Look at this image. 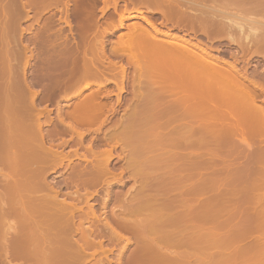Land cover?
<instances>
[{"label":"bare ground","instance_id":"obj_1","mask_svg":"<svg viewBox=\"0 0 264 264\" xmlns=\"http://www.w3.org/2000/svg\"><path fill=\"white\" fill-rule=\"evenodd\" d=\"M42 1L44 0H41V2ZM45 1L53 5H59V4L64 5L65 4L64 6L66 8L67 6L69 7V3L64 2L65 0H45ZM120 1L122 2L125 1V3L127 4L129 3L133 7L135 5L136 6L140 5V7H142L143 10L141 9L139 10L137 8L138 10H136L135 14H131L132 12L129 11L130 13L129 14L127 13L128 16H125L124 13L121 12V14L118 15L119 16L118 17L119 19H117L118 21L116 20L115 22V20L113 21V19H111L109 23L106 22L107 23L106 26L108 27L107 28L103 27L102 29L101 24L98 23L99 20H97L96 18L98 16L96 15V11H97L96 8L98 5L97 3L99 1L96 3L95 0H79V6H78L79 7V22L77 24L79 26L77 27L79 28L78 30H79V38H80V41L78 43L79 48H77L79 50L78 51L79 52V63L77 62L79 64V82L78 83L80 86L82 82L84 83V81H86V79H89V78H95V80H99V82L92 81L93 84L86 82L87 83V84L85 83L86 86L83 87L84 89L86 90L88 89L91 91L83 98L81 103L78 104L79 105V110H78L79 119L77 121H79V125L82 123H87L88 125V124H91V122L92 123L96 122L97 126L99 125L98 126L99 128L97 129L98 131L102 128L104 124H106V122H109V116L116 112L115 106L113 104L109 105L101 101V97L103 95L104 96L111 95L112 92L108 90V86L110 84H113L118 89L120 94L127 91L126 86H125L126 85L125 81L128 79L127 74H126L127 67H124L122 65L118 67L116 63H111L112 65L109 64L106 67V69L104 68L108 64V63L106 64L105 62L107 61L105 59L108 57L106 53L108 47L104 43V41L106 40L103 41V39L109 32L112 34L115 31H120V30L125 29L126 20L128 21L131 19H136V18L142 19L143 18L142 21L144 20L147 26H149V28L140 23H139L140 25L136 24V22L133 24H130L131 25L130 28L127 27V31L125 30L126 32L121 33L119 35V40L115 43V45H113L112 48L110 47L113 54L120 52L122 55L123 53V55L127 57V61L130 64V66H132L134 69L133 71L134 73H132L134 76L131 77L132 78L131 80L133 81L131 85L132 89H130L131 93L129 92L131 94V98L129 99V101L127 99L128 101L127 110L128 111L125 112V116H124L125 117L124 120L129 122L127 123L129 125V126L127 125V128L131 127L130 124L135 127V124L133 122L140 118H144L147 120L154 118L155 119V120L153 119L154 121H157L156 119H158L157 122L159 123V129H161L162 126L164 127L167 121L168 123L170 120L177 121L178 127L176 126V129L173 128L175 132L172 131V134H176V135L178 134L177 135L178 142L175 141V143L176 142L178 143V144L177 143L175 144L177 145L176 147H179L178 149L183 148V150H189V149L193 150L194 148L195 150H197V152H199V150L195 148L197 146L196 144H198L199 142H201L202 145L204 144L203 146L201 145V147L203 148L200 149L202 153H200V155H197V157L195 155V158L198 159V156H199V160L201 159L203 163H207L210 160L206 164V167L202 165L205 168L209 166V163H213L214 156L216 159V155L217 154L219 155V153L223 151L225 153L223 155L224 159H220L219 158L220 155L219 157H217V159L219 158L218 160H220V163H221L220 165L224 166V167L222 166L223 169L221 167V169L224 171L223 177L220 176L222 173L218 174L219 171L221 172V169L217 171H215L216 169H214V171H212V169L209 167L208 168L211 169L210 175L208 172L209 170L207 171V169L205 172H208V174L197 175V174H200L201 171L195 172L196 171L195 169H198L196 167L197 166L200 167L201 165L200 166L197 165L198 163L195 161V158H194V161H195L194 173L196 176L192 175L194 174L192 172H191L192 174H190L192 178V179L190 178L191 180H193L192 176L200 177L199 179H197L198 178L197 177L196 181H194L196 183L199 180L198 181L199 183L197 182L195 186L193 185L196 188V189L192 188L194 189L193 192L202 191L205 193L207 192L208 189H211V190L216 189L218 187V184L221 183L220 185H222L221 187L224 186L223 187L224 189L219 190V187H220L219 185L218 189H216L217 192L216 194L214 193L215 196L213 197L215 198L214 202L215 200L219 199L222 201L220 202L222 205L218 204L219 200H218V203H216L217 201L215 202L216 205L223 206V207L225 205L226 207H229V208L231 207V205L232 207L233 205L238 206L235 209L233 208L230 214V218L229 217L227 218H229L228 220H230L232 217L233 218L235 217V219H237L239 216L241 218L240 219L241 221H239V223H237L236 225L235 223L234 225H232L233 231L229 232L230 234H226L222 238L219 237L220 239H215V243L224 245V243H229L232 241L234 242L239 241V240L243 241V240H247L246 238L251 234L253 235L258 234L259 236L262 234L261 237L264 236V83L260 82V80H257V81L253 80L254 77L252 79L251 77L247 75L246 72L243 73L239 71L235 62H232V63L227 62L220 56H215L213 53L214 52L213 51L214 48L212 47L213 45L208 46V43H212L213 41L217 42V41L226 40V39L230 40L231 42H237L236 38L232 36L233 33L231 30L234 29V31L237 30V32H239L238 34L240 36L237 43L239 44V46L244 47V50L249 49L250 46L254 44L252 43L253 41H251L252 39H254L253 37H255L254 40L258 43L257 47L261 48L262 46H264L263 45L264 44V20L254 21L255 24H252V23L248 24L246 15H244L245 18L244 16L240 17V15L244 14L241 11L240 12L242 14H240L237 17L240 19V20L238 19L239 22H236L237 20L236 17H234L235 20L234 18L230 20V17L232 15H229V14H232V13H230L229 9L228 8L223 9L221 8V5L218 6L219 1L225 4V2H228V0H105L104 2L105 8L103 7L101 12L105 14V12L107 11L106 9L112 5L115 9H117V5ZM249 1L251 2V0ZM2 2L4 5V8H3L5 12L4 14L11 15L13 12H18L19 14V11L18 10L16 11L17 8L16 6H14V4L12 5L8 4L10 5L8 6L5 3V0H1L0 2L1 5H2ZM28 2L30 3L31 1H28ZM34 2L35 1H33L32 3ZM235 2H237V0ZM21 4H22L21 6L24 7L25 4L24 5L23 3ZM241 4H243L242 1H241ZM1 5L0 7H2ZM44 6L45 5L43 4V7ZM136 6H135V9H136ZM65 7H64V10H65ZM245 7L246 6H244V8ZM244 8L242 9L241 7H239V10H244ZM20 9H23V8L20 7ZM24 9L23 11L21 10L24 13L23 17L29 18L30 14L27 15V13L29 12H26V10ZM126 11L128 12V10ZM237 12L238 11H236V13ZM145 13L154 16L158 20L160 19L161 25L163 24L162 26L166 28L167 31L160 29L153 21H151V18L144 16ZM12 15H14V13ZM243 20H247L246 21L247 23L244 22ZM36 21L38 22V20ZM19 29L20 27L18 28V30ZM21 31L23 32V30ZM21 31H19V33ZM174 31L181 33V35L177 34V32L175 33ZM229 31L232 34L229 33ZM250 35L251 36L254 35V36L251 37ZM4 36L6 38V35ZM200 36L204 37L207 40V42L206 41L204 42L202 39H200L199 38ZM191 37L193 38V40L195 38V41H193ZM10 40L12 41L11 38ZM242 47L240 48L243 50ZM17 48L19 49L20 47H17ZM9 49L10 48L8 47V50ZM7 53H9V51ZM247 53L249 54V52ZM256 53H257V50H256ZM256 53H254L256 56L260 55V52L258 54ZM71 54L73 53L71 52ZM29 55L27 56L25 54L26 61L24 62V64L23 62L21 64V62L18 60L19 61L18 64L16 63L17 65H14L15 64L14 63L12 64L13 66L10 65L9 67H7V71L11 70L12 72V70L17 68L18 71L23 70L22 72H24L27 69V67L30 65V60L33 59L32 58L33 55L31 54ZM59 55L62 56L61 53ZM3 57L5 56L3 55ZM63 59H66V58H63ZM104 62L106 64L105 66H103ZM100 66H103L102 69ZM109 66L110 68L113 67L114 70L119 71L121 74L117 73V71H115L114 74H111L113 73L114 70L109 69ZM4 69H6V67ZM4 69L3 70L0 69L1 72L5 71ZM107 69L109 70L110 75H112L111 76L112 79L110 77L106 78L105 71ZM21 78H22V74H21ZM57 80H59V78ZM11 82H9V84ZM9 84H7L8 86L7 85L6 86L9 88V90H12V88H10L12 85L10 84L11 85L10 86ZM17 84L15 82L14 85L18 87ZM21 84L20 86H22ZM2 85L6 89L4 84ZM66 85H69V83ZM143 85H146L147 87L145 86L143 87ZM74 86L77 88L76 85H73L72 87ZM93 87H96L97 89L96 88L94 89ZM18 89L19 88L15 90L13 89V90L16 93ZM9 90L8 89L6 90L8 91L7 95H9V93L10 94L13 93L12 91L10 92ZM24 91L25 89L23 90V92ZM23 92L21 93V95L18 94L20 95L19 98H17L18 95H14V96H17L16 98L18 100L20 99V101L16 100L15 98L13 99L14 102H12V104L10 105L12 107L13 104L15 105L16 101H18L16 102L18 104L19 102H21L20 103L21 106L18 105L20 106L19 109H17L18 111H16L15 109L14 110H15V113L18 112L20 114L19 116V114L17 113L18 116L21 117V119L23 118L22 120H24V121H18L17 119H19V117L15 116L17 117L16 120L21 123V124L19 123L20 127L18 125V127L21 129L19 130L20 133L21 131L22 132L24 131V132L20 135V133L17 134V132H19L17 130L15 133L19 136H17V138L15 139H11L10 137H7V138L5 137L6 139H9L8 140L9 142L7 144L9 148L10 147H14V148L17 147V148L15 149L14 153L9 151L12 154V156L5 154V155H8L9 157H4V155L0 157V264H88L92 260L95 261L97 255L100 258H98L94 262V264H104L105 262H103L104 260L103 257H106L105 260H107L106 262L107 264H113L112 261L108 260L109 251L104 249L103 241L102 240L96 241V238H95L96 228L97 227L99 228L101 224V230H100L101 233L100 231L99 233L102 234V236L105 233L110 234L111 241L113 240L114 242H119V241H122L123 235L117 231V228L125 227V228L130 229L132 225L129 222H127L129 219L127 218L121 219L120 217L118 218V222H116V225H113L112 223H110L107 217L98 216L96 212L93 210L94 207L92 208V206H90L91 204L87 205L89 207L88 209H85V210H84L85 207L79 205L80 207H77L79 209L78 210L79 211V220H78L79 223L76 224L77 220L75 219L76 215H74V211L75 210L77 211V208H76L77 204L75 205V203L71 202L72 199L70 202H68L67 198L59 199L60 194H59L58 189L55 188L53 185H51V183L47 182L45 179L46 178L45 176L47 175L46 173H48L51 170L54 172L56 168L63 166L64 164H66V162H67L66 164L67 168L70 167L72 163H73L72 165H75L72 159V155H71L72 153L70 152V155H69L63 152H59L57 149L59 148L58 146H60L59 145L60 143L57 144L58 145L57 149L55 148L54 144L53 145L49 144V146H47L46 144L47 142L45 141V139H47L45 137L47 133L43 134L44 131L41 132V129L43 128L42 123H41L42 122L41 121L42 111L40 112V109L38 110L36 108L37 106L35 105L36 102H35L34 96H30L28 99H25ZM17 93H20V92H17ZM28 93L30 92H27L26 94ZM82 93H83V89L79 91V95H81ZM5 94L6 93L2 95L6 96ZM13 94L9 95L8 97L11 98L10 96H12ZM120 94L117 95L118 104H122V101L120 100V96H119ZM7 98L5 99L3 97V99L5 100H7ZM4 106H5V103H4ZM59 108L63 110L62 107H59ZM7 109L3 108L2 112L4 111L7 112ZM12 109L11 110L9 109V110L12 112L13 111ZM61 110L59 109L57 113V116H58L57 118L59 119L61 126H64V129H62L63 127L60 129L59 128L55 129L56 127H53L55 129V132H53V134L56 133L55 135L58 137L59 135L62 136V134L64 133V130L67 129V131L72 134V135L70 134L71 136H75L77 134L76 135L77 137L75 136V138L79 139L78 141L84 144L85 143L84 133L81 132L79 129H77L78 125L74 124L75 125L74 126L73 124H70V123L66 124V122H64L65 119H63ZM47 111H50V110H47ZM2 112L0 114L1 116H2ZM6 112L4 115H7ZM9 113L10 112L8 111V114ZM15 113L13 111V113L11 114L14 115ZM68 114L66 115V117L68 116ZM72 116L73 115L71 114L69 117H72ZM195 116L201 117V120H198L197 123L188 121L189 118L195 117ZM4 117L6 118V116ZM7 117L9 118V115H7ZM72 118L74 119V116ZM160 118H161V121L159 120ZM47 119H48V116H47ZM51 120L52 119L50 118V122H52ZM77 121L75 123H78ZM159 121L160 122L163 121L164 123L165 122L166 123L164 125L161 123L162 124L161 126ZM179 121L181 122L183 121V122L180 123L179 125ZM48 122L49 121H47V125L49 127ZM157 122H155L153 125H155ZM158 123L155 126H157ZM11 124L12 123H10V125ZM14 124H18V123H14ZM53 124L57 125L56 123H53ZM10 125L9 126L6 125V127L11 128ZM84 125L86 126V124ZM167 125L168 124H166V126ZM12 126L15 127L14 130H16V125H12ZM13 127L11 129H13ZM5 128L4 129L0 128V129H2V132H3ZM151 130H154V128H152ZM151 130H149V132ZM158 130L157 129L154 130L156 131L155 134H157ZM29 131L31 134L29 133ZM67 131H65V133ZM2 132H0V134H2ZM61 132L63 133L60 134ZM4 133L5 131L3 132L2 135H4ZM106 137L108 138V136ZM193 137L194 138L197 137V139H195V142L194 141L192 142ZM181 138H184L183 140L186 142H184ZM190 138H191V141H190ZM50 139L48 141H50ZM179 140L180 141L182 140V142H179ZM208 140L213 141V143L216 145V150H215L216 152L212 150L214 149L213 146L215 145H213L211 141L210 143L213 145L212 146L213 148L211 149L209 148V145H207L209 144L207 143L209 142ZM64 142H65L64 143L65 145L64 144L62 145L66 146L68 141H64ZM76 142L75 144H77ZM1 143L2 142H0V149H3L1 147H3L4 144L6 145V142H4V144L2 143V145ZM61 143L63 142L61 141ZM81 143L79 145H81ZM232 143H235V144L238 143V144L236 145L234 144L236 147H233V146H230V145H233ZM116 144H118V142ZM82 147L84 148L83 145ZM85 147L86 148L84 149L86 150H84V153L81 152L78 154V152L76 151L75 156L76 158H78V161L80 164L84 162L85 164H88V163L91 164V166H89L90 169L88 173L90 174V176L86 175L87 173L85 174L83 171L87 168L80 169L79 167L81 166H78V167L76 166L77 167L76 173L74 174H76L75 176L77 177V180L78 178L81 179V183H82V179L85 176H88L91 178L87 179L88 177L87 178L85 177L86 179L84 178L83 182H85L86 184L87 182H90L89 184H92V182L94 181V183L98 185L100 183H103V181H105L104 179L106 176H107L106 178H110L108 177V175L110 176L112 174L113 175L112 179H114V177L117 175L114 174L115 172L112 173V170L109 169V161L115 156L113 154V149H115L116 146L112 145L110 146V149H104V150H97L96 148L94 149L90 145L89 146L87 145ZM4 149L5 151H7L6 146ZM87 153L91 154L90 159H89L90 154L87 155ZM222 154H221V158H222ZM233 154L235 155L234 158H233L234 156ZM120 157L121 156L119 154L117 158H120ZM215 159H214V164H216ZM220 165H217V166L214 165V166L219 167ZM83 167H87V166H83ZM210 167L213 168V164ZM70 168H73V167H70ZM78 168L80 170H78ZM72 171L74 172V170ZM73 172L71 173L73 174ZM214 174L215 175L218 174L219 176L216 175L217 178L216 177L213 178L212 175L214 176ZM186 177L189 178L188 176ZM195 177H194V180H195ZM211 177L214 180L215 178L218 179L220 182H217L218 180L214 181ZM218 177H222L223 180H221V178H218ZM71 178H73V176ZM71 182H73V179L71 180ZM109 182H111V180ZM82 184H80V186ZM88 185H85V188ZM97 185H94V187L95 186L98 187ZM82 186L84 187V185ZM99 186H101V184ZM80 191L81 190L79 189V194H78L79 204H81L82 201L84 200H85V204H88V201H89V198L91 197L90 195H92V192L91 191L89 192L87 190L85 193L87 194L89 193V195L87 196L86 194L87 197L84 196V199H83L82 196L80 195ZM212 191L214 192L215 190H212ZM38 193L39 194L41 193L40 196H38L39 195ZM64 195H67V194H64ZM73 195H76V193H73ZM200 195L202 196L203 193ZM71 196L69 195L68 198H70ZM213 197H211L212 200H213ZM108 198L109 196L106 195L105 201L103 199L105 206L109 204ZM210 199L208 200L206 198V200L208 201L203 200L204 202H202L203 204L201 203L202 204L201 206L207 205L206 208H208L211 202L212 204H215ZM226 207L224 208L227 209ZM225 209H223V211ZM90 213L93 216V217L91 216L92 221L94 222V224L98 225L95 227V229L93 227L94 226L93 222L92 224L89 223V217L91 215ZM206 213L202 212V214H197V215L195 214L193 219L203 218V220H205L203 221V223L204 222L209 223L212 221L213 217L217 216V214L216 215L212 214L213 215L212 217L211 214L207 213L210 215L208 217ZM219 214H222V213H219ZM210 217H212V219ZM8 218H14V222L9 223L7 220ZM193 219H192V222H193ZM217 219H219V215ZM228 220L220 221V223L218 224L219 229L220 228L222 229V227H225V226H229L230 224L227 225L230 222V221L228 222ZM216 222L218 221H215L212 224H215ZM132 223L136 224V222H132ZM139 223L140 222L137 223V226L141 228V226H139L140 225ZM206 223L202 225L203 226L207 225ZM165 225L167 226L169 224H165ZM170 225L171 226H167L168 230L173 229L172 228L173 224H170ZM205 227H203L202 229H206ZM134 228L136 229V227H132V230ZM147 229H150V227H147ZM163 229L164 227H162V230ZM164 230L163 231L165 233H163V231L161 230L156 231V233L158 232L157 237H155V234L152 231L151 232L148 231V233L149 234L153 233L154 238L155 239L159 238L161 240V241L159 240V242L164 241L163 242L164 244L168 243L166 241L172 242L173 241L172 239H175L174 233H176L175 231L177 230V228L176 230L174 229L175 231L169 230L167 232L166 228ZM147 235H146V238H148ZM201 235L203 237L205 235V239L207 238L206 237L207 233L205 234L204 231H202ZM177 237L182 238L180 239L181 242H179L181 245H185L189 243L191 240V238L189 240L187 237L183 238L181 236L179 237L178 235ZM257 238L256 240L254 239L255 243L253 242L252 245L247 244L248 246L247 248H246V245H244L243 247L244 250L242 251H244L245 253L250 252L253 254H257V256L259 254V256L256 259H260V258L262 259V257L264 258V238L262 239L260 237L258 239ZM184 239L185 241H183ZM187 239L189 240V242ZM205 239H202V240L204 241ZM143 240H145L146 242V239H143ZM205 241H208V239H206ZM154 242L152 240L149 241V243H152L151 245L156 246ZM212 242L214 243V241ZM179 243L176 245L179 246ZM204 243L206 244V242ZM145 244L143 243V245ZM143 248L145 249V247ZM142 250H137V251L142 252ZM134 252L137 255L138 252L137 253L136 251ZM141 252H140V256L142 254ZM121 253L119 255H121ZM143 255L145 254H142L141 258H143ZM161 256L162 255L159 256L160 259H161ZM139 258L140 257L136 258L133 264H145V259H144V262H142L143 259L141 261L140 260L141 258L140 259ZM163 258L164 257L162 256V259ZM164 260L166 259L164 258ZM171 260H173V258ZM212 261H213L212 264L216 262V261L214 262V260ZM161 262L163 261L161 260ZM175 262H177V260ZM200 262H202L203 264V262H206V261H199L198 264H201ZM131 263L132 262H130L129 264ZM115 264H124L122 261V258L119 257V259L116 261ZM206 264H209V261ZM262 264H264V262H262Z\"/></svg>","mask_w":264,"mask_h":264},{"label":"rangeland","instance_id":"obj_2","mask_svg":"<svg viewBox=\"0 0 264 264\" xmlns=\"http://www.w3.org/2000/svg\"><path fill=\"white\" fill-rule=\"evenodd\" d=\"M16 1L17 0H12V1L9 0V2H8V0H5V3L7 5L8 4H11V5L14 4V6H16V8H17L16 11L17 10L19 11V14H18V12H13L14 15H12L13 13L12 14L10 13L12 16L8 14L10 17L7 14H4L5 12L3 9L4 8L3 2H2V5L0 3V5L2 6V7H0L1 8L0 9V28L2 26V28L0 29V69L3 70L6 67V69H4L6 72L2 71L6 75H4L0 70V83H1L0 84V86H1L0 87V89H1L0 90V114L3 110V108L4 109L8 108L7 112L4 111V112H2V116L0 115V128L4 129L6 127V125L9 126L10 123H12L10 125L11 128L13 127L12 125H16V130H14L15 127H13V129H11L10 127H6L5 130H3V132L5 131L4 135H2L3 132H2V129H0V132H2V134H0V142H2L3 144H4V142H6V145L5 144L4 145L6 146V149L8 151V153H7V151H5V149H4L5 146L3 145V147H1L3 149H0V155H1L0 157H2V155H4V157L12 156V154L10 152L14 153L15 149L17 148V147H15V148L10 147L9 148V146L7 145L9 142L8 141L9 139H6V138L10 137L11 139H15V138H17V136H19L17 134L20 133L19 130H21V129L19 127H20L21 123L18 121H24V120H22L23 118L21 119V117H19L20 114L18 112L15 113V110L18 111L17 109H19V107L21 106V104H20L21 102H19V104L16 102L20 101V99L18 100L17 98L20 97L21 93L25 89V91L23 92L25 99H28L30 96H34L35 102H36L35 105L37 106L36 108L38 110L40 109V112L42 111V113H41V115H42L41 121L42 122L41 123H42L43 128L41 129V132L44 131L43 134L47 133L45 135V137L47 138V139H45V141L47 142L46 143L47 146H49V144H52V145L54 144L55 148L57 149V146H58L57 144L60 143L59 144L60 146H58L59 148L57 149L59 152H63L65 154H69V155H70V152L72 153L71 155H72V159H73V162L75 165H72L73 164L72 163L70 167H73V168H70V167L67 168V165H66L67 162H66V164H64L63 166L56 168L54 172L52 170L49 171L50 173L49 172L46 173L47 175L45 176L46 181L51 183V185H53L55 188L58 189L59 194H60L59 199L67 198L68 202H70L72 199L71 202L75 203V205L77 204L76 208L80 207L79 205H81V206L85 207L84 210L88 209L89 206H87V205L91 204L90 206H92V208L94 207L93 210L96 212V214L98 216L107 217L109 219L110 223H112L113 225H116V222H118V218H120V217H121V219H124V218L129 219L127 222H129L132 225L130 227V229L125 228V227H118L117 228V231L123 235L122 241H119V242H114L113 240L111 241V237H110L111 235L110 234L105 233L102 236V234H100L101 233V231H100L101 230V224H100L99 228L98 227L96 228V231H95L96 232L95 233L96 234V236H95L96 241H100V240L103 241L104 249L109 251L108 252V260L112 261L113 264L116 263V261L119 259V257L122 258V261L124 264H129L130 262H132L131 264H133V262L135 261L136 258H138V257L141 258L142 254H145V255H143V258H141V259L139 258V259L141 261L143 259L142 262H144V259H145V264L146 263L147 264H160L161 260L163 261V262H161V264H168V263L169 264H176V263L177 264H198L199 261H206V262H203V264L204 263L206 264L209 261V264L210 263L212 264V262H213L212 260H214V262L216 261L213 264H262V262H264L263 257H262V259L261 258L256 259L259 256V254L257 256V254H253L250 252H249L250 253L249 254L247 252L245 253L244 251H242V250H244V248H243L244 245H246V248L248 247L247 244L252 245L257 237L258 238L260 237L261 239L264 238V236L261 237L262 234L260 236L258 234H254V235L251 234L253 237L251 235H249L246 238L247 240H243V241L239 240V241H235V242L232 241L229 243H224V245L215 243V239H220L219 237L222 238L226 234H230L229 232L233 231L232 225H234V223L236 225L237 223H239V221H241L240 220L241 218L239 216L237 219H235V217L234 218L232 217L234 220L232 218L230 220H228L230 218V214H231L233 208L235 209L238 206L233 205V207H232V205H231V207L229 208L223 204L224 207L227 208V209H225L223 206L216 205V203H218V200H219L218 198H217L218 200H215V202L216 201L217 202L216 203L214 202V199H215L213 197V196H215L214 193L216 194V192H217L216 189H218V187L221 183L218 184V187L216 189H212V190H215L214 192L211 189H208L207 192H205V193L202 191L201 192L199 191L200 194L203 193L204 196L203 195L201 196L199 194V192H196V191H194L196 193L193 192L194 189H192V188H195L194 186L196 185V183L199 180L196 183L194 181H196L197 177H198L197 179L200 178L199 176L195 177L196 176L194 173L195 161L198 163V164L196 163L197 165H199V166L201 165L200 167H198V166L196 167L198 169H195L196 170L195 172L201 171L200 174L196 173L197 175L208 174V172L210 175L211 169H212V171H214V169H216L215 171L221 169V167L223 165H220L221 163H220V160H218V159L219 158L224 159L223 155L225 153L223 151H221L219 153L220 157L217 154L216 159H215V156L213 155L214 156L213 163H209V166H207V168H205L206 164L210 160L207 163H203L201 159H200L201 161L199 160V156H198V159L195 158V155L197 157V155H200V153H202V151L200 150L201 148H203V147H201V145H202L201 142H199L200 144L199 143L196 144L199 147H197V146L195 147L196 149L199 150V152H197V150H195L194 148H193V150L192 149L191 150L190 149L189 150H183V148H181L182 149L181 150V149H178L179 147H176L177 145H175V144L178 142V140H177L178 134L177 135L172 134V131L175 132V130L173 128L176 129V126L178 127L177 121L170 120L171 123H170V121H169V123L167 121V123L165 122L166 124H168L166 126V124L163 121L160 122L161 121V118H160L159 119L160 124L161 123L163 125L165 124V126L163 127L161 124L162 128L160 127L161 129H159V123L157 122L158 119H156L157 121H154L155 120L154 118H153L154 120L152 118L148 119V120L144 119V118H140V119H137L136 121L133 122L135 124V127L130 124V126L133 128H131V127L127 128V125H128L127 123H129V122L124 120L125 119L124 116H125V112L128 111L127 105H128L129 99L131 98L130 89H132L131 85L133 83V81L131 80L132 79L131 77L134 76L132 74V73H134L133 72L134 69L132 66H130V64L127 61V57L125 55H123V53H122V55L120 52L113 54L111 51V48L119 40V35L121 33L126 32L127 27L130 28V26H131L130 24H133L136 22V24L140 23L144 26H147L146 22L144 20L142 21L143 18L142 19L136 18V19H131L128 21L126 20L125 21V29L120 30V31H115L112 34L109 32L106 35L107 37L105 36L103 39V41L106 40V41H104V43L109 48V49L107 48V51H106L108 59L107 58L105 59V60H107V61H105L106 64L107 63L108 64L106 65L104 62L103 66L106 65L104 68L106 69V67L109 64L112 65L111 63H116L118 65V67L121 65L124 67H127L126 74H127L128 79L125 81V84H126L125 86H126L127 91L120 94L118 89L113 84H110L108 86V90L111 91L113 94L111 93L110 96H106V95L104 96L103 95L101 97V101H103L109 105L113 104L115 106L116 112L114 114L110 115L109 116V122H106V124H104L102 126V128L97 131V129L99 128L98 127L99 125L97 126L96 122H93V123L91 122V124H88V125H87V123L80 124L81 126L83 125L85 127L84 128L83 126L81 127L79 125V121H77L79 119V111H78L79 105L78 104H80L81 101L83 100V98L91 91L88 89L86 90L83 87L86 86V84H87L86 82H88L90 84L91 83L93 84V82H97V81L99 82V80H95V78H89V79H86V81H84V83L82 82L83 85L81 83L79 86V83H78L79 82V64H78L79 63V52H78L79 50L77 48H79L78 43L80 41V38H79V30H78L79 26L77 24L79 22V7H78L79 6V0H69V1L65 0L64 2L69 3V7L67 6V8L64 6L65 4L63 5L61 3L62 5H60V4L59 5H53V4L46 2L45 0L42 2H41V0H38L40 2H38L37 0H33V1H35L34 3H32L33 2L32 0H18L17 3H16ZM28 1H31V2L29 3ZM36 1H37V3H36ZM95 1H96V3L99 1L97 3L98 5L96 8V10H97L96 15H98L96 18H97V20H99L98 23L101 24L102 29H103V27L104 28L108 27L106 25H107V23H109V21H111V19H113V21L115 20V22H116V20L119 19L118 15L121 14V12H123L125 16H128L127 13L129 14L130 12H132L131 14H135L136 10H138V9L143 10V8L140 7V5H137V6L135 5L136 6V9H135V6L133 7L131 4L125 3V1H123V2L120 1L117 5V9H115L113 7V5L109 6L108 7L109 9L107 8L106 9L107 11L104 14L101 12V10L103 9V7L105 5L104 4L105 0H98V1L95 0ZM235 1L236 0H233V1L228 0V2H225V4L223 2L221 3L220 1L218 2V6L221 5V8H223V9L228 8L230 13H232V14H229V15H232L230 17V20H232L234 17H236V19L238 20L239 18H237V17L242 13H244V14L240 15V17L246 15V19L248 21L247 20H243V21L244 22L247 21L248 24H251V23L255 24L254 21H259V20L263 21L264 20V2H263L264 0H251V2L249 0H237V2H235ZM241 1L243 4L244 3L245 4L244 5L241 4ZM0 2H1V0H0ZM21 3H23V5L25 4L24 5L25 9H24V7L21 6L22 5ZM246 3H247V5H246ZM28 4H29V6H28ZM31 4H33V5H31ZM43 4L45 5L44 7H43ZM46 4H47V6H46ZM239 4H240V6H239ZM17 5H18V7H17ZM8 6H10V5H8ZM244 6H246V7L244 8ZM20 7L23 8L24 10H26V12H29V13H27V15L30 14L29 15L30 17L29 18L25 17L27 20L23 17L24 16V13L22 12L23 9H20ZM38 7H39V9H38ZM64 7H65V10H64ZM75 7L78 9V11ZM239 7H241L242 9L244 8V10H239ZM42 8H43V10H42ZM40 9H41V11H40ZM125 9L128 10V12ZM236 11H238V12L236 13ZM20 13H22L23 15ZM144 16L151 18V21H153L160 29L167 31L166 28H164L162 26L163 24L161 25L160 19H159L160 20L159 21L154 16H152L150 14H146V13L144 14ZM227 18H229V17H227ZM244 18H245V16H244ZM36 20H38V22ZM234 20H235V18H234ZM237 20H236V22H239L240 19L238 21ZM68 22L70 23L71 27H70ZM157 22H159L160 24H158ZM13 25L14 26L16 25V26L14 27ZM19 27L21 30H23V32L20 29L18 30ZM147 27L149 28V26H147ZM3 29H5V30H3ZM7 31H8V33H7ZM19 31H21V32L19 33ZM231 31L233 34L230 31H229V33H231L232 36L234 38H236V40L238 42L239 37H240L238 34L239 32H237V30L234 31V29ZM174 32L176 33L177 31H174ZM7 34H8V36H7ZM177 34L181 35V33H178V32H177ZM4 35H6V38ZM46 35H47V37H46ZM252 36H254V35H252ZM10 38L12 39V41L10 40ZM199 38L202 39L204 42L205 41L207 42V40L204 37L200 36ZM253 38L255 39V37H253ZM254 39L251 40V41H253L252 43H254V44H252V46L249 48L250 51H249V49H246V50L243 49L242 50L237 42H231L228 39L217 41V42L213 41L212 43H208V46L213 45L212 46L213 48L218 49V51L214 52V54L219 55L221 58L223 57L225 59H227L228 57H226L224 54H222L221 51L219 52V50H220L219 48L222 46H227L228 49L231 51H234V49L242 51V53H244L243 59H245V62H247V64H245V67L249 66L251 63H253L254 59H259V66L254 68V71L252 73H250L252 71L251 70L252 68L247 69V70L245 69V71H242V72H246L247 74L250 75V77H252V78L254 77V79L256 81L260 80V82L264 83V71H263L264 70V48H263L264 46L261 47L263 49L257 47L258 43ZM42 40L44 41V43ZM16 46L20 47V48L18 49ZM8 47L10 48L9 50H8ZM256 50H257V53H256ZM8 51H9V53H7ZM246 51L249 52V54ZM258 51L260 52V55L256 56L254 53L258 54L259 53ZM14 52H15V54H14ZM24 52L27 56L29 54L33 55L32 56L33 59L30 60V65L27 67V69L24 72H22L23 70L18 71V69L16 68V69L12 70V72H13L12 73L11 70H9V68H8L9 71H7V67H9L10 65H12L14 63H15L14 65H17L18 62L20 61L21 64H22V62L24 64V62L26 61V57H25ZM71 52L73 54H71ZM16 53H18V54H16ZM58 53L59 54L61 53L63 57L61 55H59ZM3 55L5 57H3ZM63 58H66V59H63ZM231 60H232V58H231ZM256 64H258V63L256 62ZM103 66H100L101 69ZM109 69H113V67L110 68V66H109ZM73 70H74V72H73ZM115 71H117V70H114L113 73H111V74H114ZM105 72H106V78L107 77L111 78L112 75H110L109 70L107 69ZM107 72L109 75L107 74ZM117 73H120V72L117 71ZM21 74H22L23 79L21 78ZM73 74L76 76H74ZM71 77H73V78H71ZM58 78H59V80H57ZM72 79H74V80H72ZM75 79L76 80L78 79V80L76 81ZM19 80L21 81V83H23L24 81L25 82L23 84H21ZM68 80H69V82H68ZM9 82H11L10 84L13 87L9 84ZM15 82H16V84L17 83L19 84V85L17 84L18 87H16L14 85ZM26 82H27V84H26ZM62 82L64 83V85ZM68 83H69V85H66ZM2 84H4L6 89L3 87ZM7 84H9L11 86V87L10 86L9 87L12 88V90H9V88L7 87L8 86ZM20 84L22 86H20ZM73 85H76L77 88L75 86L72 87ZM27 86H29V87H27ZM144 86L147 87L146 85H143V87ZM17 88H19V89L16 91V93L17 92H20V93L16 94L14 92V90ZM26 88H28V89H26ZM93 88L95 89L96 87H93ZM7 89L10 92L12 91L14 93V94L11 93V94H13L12 95L13 98H12V96H10L11 98L8 97L11 94L9 93V95H7V92H8V91H6ZM81 89H83V93L81 95H79V91ZM3 91H4V93H6L5 94L6 96L2 95V94H4ZM26 91L30 92L32 95L30 93L26 94L27 93ZM18 94H20V95H18ZM35 94H36V96H35ZM118 94H120L119 96H120V100L122 101V104H118V97H117ZM14 95H18V97L14 96ZM27 95H28V97H27ZM1 96H3L5 99L7 97L8 98H7V100H5ZM15 98L18 101L15 100L16 101L15 105L13 104L11 107L10 104H12V102H14L13 99H15ZM68 98H69V100H68ZM127 99H128V101H127ZM6 102H8V103H6ZM4 103H5V106H4ZM18 105H20V106H18ZM1 107H3V108H1ZM59 107H62L63 110H61V108H59ZM22 108H23V106H22ZM9 109L10 110L12 109L15 114L14 115L11 114V113H13V111L11 112ZM59 109L62 111V116H63V119H65L64 122H66V124L70 123L73 125L74 124L78 125L77 126L78 128L77 127L76 128L84 133V142L86 144L85 143L82 144L80 141H78L79 139L75 138V136L77 134L75 136H71L72 134L70 132H68L67 129L64 130V133L63 132L60 133V134L63 133L62 136L58 134L59 135V137H58L55 135L56 133L53 134V132H55V129H57V128L60 129L63 127L62 129H64V126H61L60 121L57 118L58 117L57 113H58ZM74 109H75V111L76 110L77 111L75 112ZM47 110H50V111H47ZM8 111L10 112L9 114H8ZM5 112L7 113V115H9V118L7 117V115H4ZM17 113L19 114V116ZM45 113L48 116V119H47V116L45 115ZM50 114H51V116H50ZM67 114H68V116L66 117ZM71 114L74 116V119L72 118L73 116L69 117ZM4 116H6V118ZM15 116L19 117V119H17V117H15ZM50 118L52 119L51 120L52 122H50ZM198 120H201V117L195 116V117L189 118L188 121L197 123ZM47 121L50 122V123L48 122L49 127L47 125ZM76 121L78 123H75ZM155 122L158 123V125H157L158 128H157V126H155L157 123L155 125H153ZM182 122L179 121V125ZM14 123H18V124H14ZM53 123H56L57 125H55ZM58 124H60V125H58ZM84 124H86V126ZM18 125H19V127H18ZM53 127H56V128L54 129ZM123 127H124V129H123ZM44 128H45V130H44ZM152 128H154V130L159 129L157 131V134H155L156 131L151 130ZM148 129L151 131L149 132ZM11 130H13V131H11ZM17 130L19 132H17V134H16L15 132ZM65 131H67V132L65 133ZM23 132L21 131L20 135ZM49 132H51V133H49ZM29 133H30V131H29ZM48 134H49V136H48ZM113 134H114V136H113ZM109 135H111V136H109ZM25 136H26V134H25ZM106 136H108V138ZM71 137H73V138H71ZM180 137H179V139H180ZM174 138H176V139H174ZM49 139H50V141H48ZM108 139H109V141H108ZM181 139L183 140L184 138H181ZM195 139H197V137L196 138L193 137L192 142L193 141L195 142ZM63 140L68 141L66 146H64L65 142ZM74 140H75V142L78 141V142H76L77 144H75ZM182 140L181 141L179 140V142H182ZM61 141L63 143H61ZM175 141H177V142L175 143ZM190 141H191V138H190ZM210 141L207 142V143H209L207 145H209L210 149L214 147V149H212V150L215 151L216 145L213 143V141H211L213 143V145H215V146H213L210 143ZM117 142H118V144H116ZM119 142H120V144H119ZM184 142H186V141H184ZM2 143H1V145H2ZM80 143H81V145H79ZM196 143H197V141H196ZM62 144H64V145H62ZM232 144L233 145H230V146L236 147L235 145L238 143H236V144L232 143ZM82 145L84 146V148H86L85 146L90 145L94 149L96 148L97 150L110 149V146H112V145L116 146V148L113 149V154L116 157L114 156V158H112L109 161V169L112 170V173L115 172L114 174L117 175L115 177L118 179V181L115 177H114L115 180L112 179L113 175L111 174L112 176L108 175V177H110L111 179L106 178L107 177L106 176L104 179L105 181H103V183H100L101 186H99L100 184L97 185L96 183H94V181L93 182L91 181L92 184H89L90 182H87V184L85 182H83V179L85 177L86 178L88 177V176H85L86 173H87L86 175L90 176V174H88V173H89V169H90L89 166H91V164L90 163L85 164V162L84 163L81 162L82 164H80L78 161V158H76V156H75L76 151L79 154L81 152L84 153V150H86L82 147ZM94 145H95V147H94ZM123 146H124V148H123ZM7 147L9 148V150ZM5 154H8L9 156L5 155ZM88 154H90V153H87V155ZM117 154L118 155L120 154L121 157L117 158L118 157ZM221 154H222V158H221ZM217 157H219V158L217 159ZM234 157H235V155L233 156V158ZM90 158H91V154L89 155V159ZM194 158H195V161H194ZM214 159L216 161L215 163L217 164V162H218L217 165H220L219 167H215L217 165L214 164ZM211 161H212V159H211ZM212 164H213V168L210 167V166H212ZM223 164H224V162H223ZM65 165H66V167H65ZM82 165L87 166V167H83ZM202 165H204L205 167H203ZM76 166L77 167L81 166V167H79L80 169L81 168H83V169L87 168L88 169V170L87 169L83 170L85 173L84 174L85 177L84 176H83L84 178L82 177L83 178L82 179L83 184L81 183V179L78 178V180L80 181L79 182L77 180V177L75 176L76 174H74V173H76V168H77ZM208 167L211 169H209ZM223 167H222V169H223ZM79 168H78V170H80ZM202 169H204V170H202ZM206 169H207V171L208 170L209 171L205 172ZM222 169H221V172L219 171L218 174L222 173L220 176L223 177L224 171ZM72 170H74V172ZM203 171H204V173H203ZM71 172H73L74 175ZM191 172L194 174H192ZM187 173H188V175H187ZM182 174L184 177L182 176ZM190 174L195 175V176H192L193 180H191L192 178H191ZM218 174H216V175H218ZM118 175H119V177H118ZM216 175L214 174V176L212 175V177L217 178ZM72 176H73V178H71ZM186 176H188V177L190 176V177L187 178ZM181 177H183V178H181ZM194 177H195V180H194ZM222 177H218V178H221V180H223ZM89 178H91V177H88L87 179H89ZM216 178H215V180L217 181L218 179H216ZM72 179H73V182H71ZM110 180H111V182H109ZM106 182H107V184H106ZM217 182H220V181L218 180ZM80 184L84 185V187L82 185L80 186ZM85 185H88V186H86V188H85ZM94 185H97L98 187H96V186L94 187ZM221 186L222 185H220L219 190L224 189L223 188L224 186L223 187H221ZM79 189L81 190L80 195L82 196L83 199H84V196L87 197L89 195V193L88 194L85 193L87 190L89 192L90 191L92 192L93 196L90 195L91 197L89 198L88 204H85V200L82 201V203L80 201L81 204H79V198H78ZM210 191H212V192H210ZM93 192H94V194H93ZM73 193H76V195H73ZM40 194L38 196H40ZM61 194H63V195H61ZM64 194H67V195L69 194L70 196L72 195L71 196L72 198L71 197L68 198L69 195L67 196ZM86 194H87V196H86ZM105 194L107 196H109V198H108L109 204L107 206L104 205V201L106 199ZM62 196H63V198H62ZM211 197H213V200ZM206 198L208 200L211 198L210 200L213 201V203H215V204H212V202H211L212 206H211V204H209L210 206H208V208H206L207 205L201 206L203 204L202 202L208 201V200H206ZM103 199H104V201H103ZM220 202H222V201L219 200L218 204L222 205ZM214 205H216L217 207ZM223 209H225L226 211L225 210L223 211ZM78 210L79 209L77 208V211L76 210L74 211V215H76L75 219L77 221L79 220V211ZM228 210L230 213L228 212ZM202 212L203 213L207 212V213L211 214L212 217H213L212 214H214V215L217 214V216H215L216 218L213 217V219H212V217H210L213 221V222L212 221L211 222L214 223L215 221H218V222H216L217 224L216 223L212 224L211 222H209L210 223L209 224V223L204 222L207 225L203 226L202 225V224H204L203 221H205V220H203V218H200V219L195 218L196 220L193 219L195 214L196 215L202 214ZM207 213H206V215H208V217H209L210 215ZM219 213H222L223 215L219 214ZM218 215H219V219H217ZM91 216H92V214L89 217V223L90 224H92V222H93L92 221L93 216L92 217ZM227 217H229V218H227ZM127 219H125V220H127ZM150 219L153 221H151ZM192 219H193V222H192ZM7 220L9 223L14 222V218H8ZM226 220H228V222L229 221L231 222V223L229 222L227 224V225L230 224L231 226L229 225V226L222 227V229L221 228L219 229L218 224L220 223V221H226ZM77 221H76V224L79 223V221L78 222ZM132 222H136V224H134ZM138 222H140L139 226H141V228L137 226ZM93 224H94V222H93ZM165 224H169L167 226H171L170 224L174 225V227L172 225V228H173L172 230L169 229L171 231H175L177 228V230L175 231L176 233H174V235L176 236V237L174 236L175 239H172L173 240L172 242L165 240L168 243L170 242L169 244L166 242H165L166 244H164L163 243L164 241L159 242V240H160L159 238H156V239L154 238V234H155V237L158 236V232L156 233V231H160V230L163 231L165 228L167 229L166 230L167 232L169 231L168 227ZM96 226H98V225L94 224V226H93L94 229ZM205 226H207V227H205ZM132 227H136V229L134 228L136 231L134 229L132 230ZM147 227H150V229H147ZM162 227H164L163 230H162ZM203 227H205L206 229H202ZM199 229L200 230L202 229V230L200 231ZM99 231H100V233H99ZM148 231H150V232L152 231V232H154V234L153 233H152L153 235L149 234ZM164 231H163V233H165ZM202 231H204L205 234L207 233L206 239H208V241H205L206 240L205 235H204V237L201 235ZM146 235L150 239L146 238ZM151 235H152V237H151ZM177 235L179 237L181 236L183 238L187 237L189 240L191 238V240L189 242V240L187 239L189 243L185 244L187 242L186 241L184 243L185 245H181L179 242H181L180 239H182V238H178ZM151 238H153V239H151ZM177 238L179 239V241ZM143 239H146V242ZM202 239H205V240L203 241ZM148 240L149 241L152 240L153 242L155 241L154 244H156V246L151 245L152 243H149ZM128 241H129V243H128ZM183 241H185V239ZM212 241H214V243ZM204 242H206V244ZM210 242H212L213 244ZM143 243L144 244L146 243V244L143 245ZM175 243L176 244L179 243V246L176 245ZM207 243H209L210 245ZM143 247H145V249ZM156 247L157 248L159 247L158 250ZM146 248H147V250H146ZM152 248L154 251L152 250ZM137 250H142V252L140 251L142 253L141 256H140V252ZM134 251H136V253L138 252L139 255H138V253L136 255ZM152 252H154V253H152ZM120 253H121V255H119ZM160 255H162L166 260H164V258L162 259V256L160 259V257H159ZM179 255H181V256H179ZM131 256H132V258H131ZM133 257H134V259H133ZM98 258H100V257L97 255L96 260ZM105 258L106 257H103V259H104L103 262H105L104 264H107L106 263L107 260H105ZM172 258H173V260H171ZM179 258H181L182 260ZM176 260H177V262H175ZM95 261L92 260V261H90L91 263L89 262L88 264H94ZM200 263L202 264V262H200Z\"/></svg>","mask_w":264,"mask_h":264},{"label":"flooded vegetation","instance_id":"obj_3","mask_svg":"<svg viewBox=\"0 0 264 264\" xmlns=\"http://www.w3.org/2000/svg\"><path fill=\"white\" fill-rule=\"evenodd\" d=\"M158 24H160V23H158ZM191 39L193 40V38L191 37ZM193 41H195V38H194V40ZM240 47H242V46H240ZM251 47V46H250ZM243 49H244V47H242ZM220 50H219V52L221 51V53L222 54H224L226 57H228L227 59H225V58H223L225 61H227V62H235L236 63V65H237V68L239 69V71H245V69L247 70V69H250V68H252L251 70V72L250 73H252L253 71H254V68H256V67H258L259 66V59H254L253 60V63H251L249 66H246L245 67V64H247V62H245V59H243L244 57V53H242V51H240V50H237V49H234V51H231V50H229L228 49V47L227 46H222V47H220L219 48ZM213 51L214 52H216V51H218V49H213ZM213 52V53H214ZM215 56H219V55H216V54H214ZM231 58H232V60H231ZM253 58V57H252ZM256 62L258 63V64H256ZM243 73H245V72H243ZM249 77H250V75L249 74H247ZM252 78V77H251ZM253 79V78H252ZM253 80H255V79H253Z\"/></svg>","mask_w":264,"mask_h":264}]
</instances>
